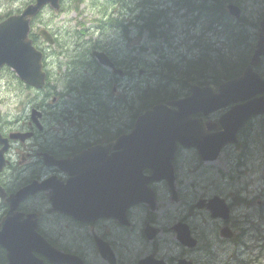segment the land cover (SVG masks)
<instances>
[{
    "label": "flooded vegetation",
    "instance_id": "obj_1",
    "mask_svg": "<svg viewBox=\"0 0 264 264\" xmlns=\"http://www.w3.org/2000/svg\"><path fill=\"white\" fill-rule=\"evenodd\" d=\"M245 12V10H242L240 18L232 21V24H230L233 28H238V31H232V43L229 46V48L234 46L239 48V52L244 54V64L240 70H206L207 83L205 86H212L215 92H217L221 84L237 79L244 74L250 65L251 58L260 38H264V34L260 32L257 24L261 15L253 21H247L245 20ZM42 13H40V16ZM113 15H115L114 11L108 14L109 17ZM119 16L124 17L122 20L125 23L128 22V16L126 17L122 13ZM35 22V20L31 22L30 35L34 36V42L41 49L47 48L46 50L44 49L46 54L49 52L53 53V48L55 50V48L60 49L63 47L60 43L56 44V39L63 35L59 29H55L53 26L43 24L42 22L37 24ZM42 27L53 36V45L48 46L45 40L39 35L38 32L43 29ZM66 36L74 37L75 39L77 37L72 33H67ZM224 36H226V33ZM87 44L86 40L79 37L76 39V45L73 49L70 50L68 48L66 55L68 65L66 70H44L46 82L45 87L42 89L36 90L22 83L19 79L16 80L15 88L13 89L15 111V114L12 115L14 118L13 122L5 121L4 115L0 113V135L7 140L6 144L8 146L7 150L3 153V159L6 161V164L0 171V221L10 214L9 200L21 188L30 185L32 182L38 183L40 181H46L45 191H39L29 196L25 201L20 202L18 206L17 204L13 205V208H16L15 210L24 214L30 213L34 215L37 230L48 244L62 253L79 258L81 264H95V253L99 260L104 261L99 256V249L102 247L111 249L118 263V258L120 259L122 255V242L118 237L123 238L126 242V258L128 264L130 258L128 247L129 236L137 225L134 213L139 209L145 211L144 217L139 220V233L141 232V237L147 244L146 248L151 249L150 251L147 250L143 257L151 258L153 260L152 264L157 263L156 261L158 260H163L166 264H179V260H186L191 264H204V259L199 258L197 252H202L205 258L210 253L212 242L208 240L205 234L200 233L198 227L191 225L186 218L179 219L175 222L167 220V225H165L164 216L157 215L160 196L162 194L167 195L169 198L171 196V189L165 180L152 181L149 184L158 203L156 209L150 211L147 204H137L128 207L127 217L130 223L127 225L120 224L113 218L96 217L91 211L92 205L88 204L87 211H85V204L82 205V215L85 219H75L71 215L54 211L52 200L62 199L67 191L69 192L66 197H71L73 200L79 196L77 189L69 185V183L78 177L86 181L95 179L98 182L104 183L103 192L105 196L102 199H107L106 193H110L111 191V188L107 186V182L111 179L110 170L117 165L116 158L119 149L117 139L120 136L128 135V118L131 119L130 115H128V96H126L125 101L120 98L117 90L118 83H116L118 80L117 75H114L110 69L100 65L96 67V69L98 68L97 70H75L73 66L69 67L72 61L71 51L79 54ZM102 52L109 56V59L114 62L113 64L116 68H119L115 59L120 53L112 45L102 47ZM122 68L128 70V63L126 62ZM4 71L6 70L0 71V79ZM88 71L91 72L90 75H87L86 72ZM96 71L102 73L100 75L101 78L99 77V73H95ZM252 71L259 79L264 80V56L260 59L258 65L252 67ZM229 72H235L234 76L230 77L228 75ZM77 80L80 82H77ZM256 81L255 78H252L248 84H252L255 88ZM66 86H71L70 91L67 92ZM82 91H86L88 99H90L89 95H95L97 99L91 101L90 104H85L81 96ZM62 100L64 106L61 107L60 102ZM247 101L249 99H238V102L208 113L207 115H203L201 112L193 114L190 119L192 121H199L202 127V131H195L193 134L205 136L214 135V133L221 130V125L218 122L220 116L227 113L233 106L245 104ZM122 103H125V105ZM24 108L27 109V113L21 115L20 112ZM34 110L38 111L39 115L35 114L32 116ZM251 111V108L246 109L244 115L248 116ZM260 117L259 114H256L246 119V125L237 131V142L235 144H228L222 149V152L231 147L237 150L239 149L240 155L237 159L252 157V159L248 160V163H253V153L246 155V152L254 142L260 140L259 125H255V122L260 121ZM34 119H37L41 128L37 126ZM14 134H18V138H12ZM190 151L194 154L197 153L195 148H188L176 142L172 165L175 172L174 187L178 202L184 197L185 193V190L182 189L179 174L180 166L183 165L182 156L185 152ZM127 155L124 156L125 160H128ZM53 160H63L66 163L60 167L53 163ZM199 160L203 164L216 161L203 162L200 158ZM242 161L237 160V165H242ZM189 171L195 173L196 169L190 168ZM151 176L150 168L146 167L140 174V180H143L144 177ZM114 179L116 180V177ZM98 190V188L93 190V196L92 194L87 195L90 201L92 197L99 198L94 194ZM212 190H209L207 185H197L195 178L191 181V191L187 192V195L194 201V204L192 203L190 208L195 215L208 214L209 216L206 207H198L197 204L199 202L206 204L213 197L224 196ZM111 192L112 197L116 198L118 194H121L115 189ZM122 195L128 197V190H125ZM241 204L244 203L241 202ZM230 205L235 210V198L230 200ZM44 216L52 221H64V228L67 230H77L81 235L78 249H73L62 244L59 241V237L56 238L54 236H60V232H57L55 228H49L48 226L47 230L50 233L47 234L44 230L45 226L42 225L44 224ZM179 222L187 224L190 228L191 234L196 240L195 247H186L176 240L173 227ZM217 223L216 233H218V243L229 242L228 239L225 240L219 236L220 228L226 226L232 228L234 233L237 230L238 235L235 238L238 239L240 235L238 222L234 223L233 220L228 222L217 220ZM147 225L157 231L152 239L146 236L145 229ZM57 227H63V222L57 224ZM166 229H169L174 237L171 241L165 240L166 236L164 235L167 232ZM174 242L180 249L177 256H165L160 253V246L171 248L174 246ZM7 262L6 249L0 246V264H7ZM44 262L46 264H52L48 260H44Z\"/></svg>",
    "mask_w": 264,
    "mask_h": 264
},
{
    "label": "water",
    "instance_id": "obj_2",
    "mask_svg": "<svg viewBox=\"0 0 264 264\" xmlns=\"http://www.w3.org/2000/svg\"><path fill=\"white\" fill-rule=\"evenodd\" d=\"M58 1L35 0V5L28 6L22 14L10 16L0 23V68L4 65L8 66L23 82L38 89L43 87L45 75L42 71V54L32 47L31 41L28 39L29 18L47 3L57 10ZM227 10L231 16L239 18L240 9L237 6L228 5ZM261 31L264 34V20L261 22ZM41 34L50 44L53 43L49 35L44 32ZM92 55L101 65L112 67L103 53L93 52ZM263 55L264 38H261L244 74L237 79L221 84L217 93L212 86L191 85L190 94L186 98L156 104L139 116L131 133L117 139L119 146L116 158L117 165L110 170L111 179L107 182L111 191L115 189L121 193L118 194L117 198L112 197L110 191V193H106L107 199H102L105 196L103 192L104 183L95 179L86 181L78 177L69 185L77 189L79 196L75 200L71 197L63 199L68 196L69 191H67L62 199L52 200L54 210L69 214L75 219H85L82 215V205L85 204V211H87L88 204L92 205L91 211L95 212L97 217L111 216L122 224L126 223V209L134 204L148 203L150 208L154 210L156 208L155 198L147 186L152 181L166 179L172 194L174 193L172 159L176 142L185 147L197 148L202 160L212 161L216 159L226 143L236 142L235 132L250 115L264 114V81L252 71V66L257 65ZM114 72L117 75H122L121 70H114ZM252 78L257 80L255 88L252 84H248ZM256 94H261V96L245 104L232 107L228 113L220 118L219 123L223 129L221 132L210 136L193 134L195 131H202L200 122L190 119L193 114L201 112L203 115H207L238 102V99H249ZM248 108H251L252 111L248 116H245L244 112ZM125 155L130 159L125 160ZM140 162L144 164L139 166ZM1 164L0 160V166ZM146 167L150 168L152 176L140 180V174ZM45 188V183L40 186L32 184L22 189L16 195L15 201H22L29 195L43 191ZM96 188L99 190L94 194L100 199L92 197L90 201L87 195L92 194L93 196V190ZM122 190L123 192L128 190V197L122 195ZM207 208L214 218L227 219L229 217L228 207L218 197L210 200ZM22 216V214L13 217L7 216L0 223V245H8L6 247L7 264H43L34 256V252L47 256L52 263L81 264L74 257L48 246L44 239L36 233L37 223L33 216L27 215L25 219H22ZM174 229L182 244L189 247L195 245V241L190 238L186 227L178 225ZM145 233L149 239L154 236L150 227H146ZM222 235L231 236L227 230H223ZM15 246L19 247L20 252L16 251L18 248H13ZM101 250L103 254H106L105 247H102ZM184 262L180 261V264H184ZM140 264H152V259L148 258ZM155 264L163 263L158 261Z\"/></svg>",
    "mask_w": 264,
    "mask_h": 264
},
{
    "label": "rangeland",
    "instance_id": "obj_3",
    "mask_svg": "<svg viewBox=\"0 0 264 264\" xmlns=\"http://www.w3.org/2000/svg\"><path fill=\"white\" fill-rule=\"evenodd\" d=\"M153 2H163L164 0H151ZM170 3L160 6V9L164 8L167 13V17L170 18V21L176 27L175 31L171 35L176 34L175 37L171 38V43L176 44L178 48L176 52L169 50L170 54L180 55L184 54L190 56L193 54L195 49H188V46L184 44L185 35L184 30L187 28V20L180 18V15H186V11H177V7L173 5V0H169ZM240 8L245 10V20L253 21L258 16L264 13V0H235ZM30 0H0V18L5 16L8 13H15L20 10L24 5L29 3ZM84 6L81 16L72 11H68L71 6V0H66L63 3V8L65 9L58 15H54L49 9L44 11V15L36 22L43 21L45 24L50 23L53 27L60 29L64 34L60 36L59 42L63 46L62 49L55 51L51 56L47 55V70H65V66L68 64L66 57L58 55L65 47L70 50L76 45V39L74 37H68L65 34L75 32L77 37H80L82 30L75 28L77 21H82L85 19L86 26L92 27L90 30L91 37H80L83 40H95L98 39L102 45H117L120 50L123 52V56L129 60H137L138 62H148L153 61L155 58L151 55L150 50L145 49L149 43V39L145 35H139L137 29L134 26L128 24V39L125 38L122 33L119 31H113L114 29H105L101 33L95 28V23L92 20L99 14L101 9H103L107 14H111L116 7L112 0H84ZM117 8L122 6L121 1L115 2ZM123 15L127 13L120 12ZM198 13H190V18L193 19V23H197L200 20L196 19ZM120 18H124L120 16ZM127 24V23H126ZM205 23H200L199 25L194 26L190 34L198 36L201 34L202 30L205 28ZM238 28H235L237 30ZM206 35L207 32L203 33ZM216 40V37L211 38L213 43ZM228 40V38H227ZM224 40H220L222 42ZM192 41H188V43ZM230 44V41L228 40ZM210 45L212 50L214 48L219 49L220 47L224 48L223 45L213 43ZM44 46V45H43ZM217 46V47H216ZM220 46V47H218ZM145 50V51H144ZM172 52V53H171ZM58 55V56H57ZM70 55H76L75 52L70 53ZM57 56V57H56ZM160 60L167 61V55L159 54ZM72 61L70 66L72 67ZM75 70H93L92 64L90 67H79L73 66ZM141 68V67H140ZM143 69V68H141ZM128 70H131V67L128 66ZM139 68L136 69L135 73L128 75L122 80L118 81L117 88L121 94L132 93L135 88L141 87L152 81L150 73H142L138 75ZM87 75H90L91 72H86ZM100 75H102L100 73ZM80 76V75H78ZM16 78L11 71L3 72V75L0 79V113L4 115L5 119L12 120V115L15 114L14 105H13V92L15 88ZM86 88V86H85ZM71 86H66L67 92L70 91ZM85 93V94H83ZM83 101L85 104H89L93 99H97L96 96L89 95L88 99L86 91L81 92ZM63 102V100L61 101ZM27 108V107H26ZM24 108L20 114L25 115L27 109ZM132 122L128 119V132L131 129ZM255 125H260V122H255ZM254 161L252 165H247L246 161L252 159V157L247 158H238L240 153L235 148H228L224 150L218 159L211 164H203L200 162L197 153L194 154L192 151L185 152L182 156L183 165L180 166L179 174L180 180L182 182V189L185 190L184 197L179 202H172L167 195H161L159 200V216L163 215L165 220L164 224L167 225V220L175 222L179 219L186 218L191 225L198 227V231L208 238L212 242L211 250L209 255L205 258L202 255V252H197L199 258L204 259V264H264V206L260 208L264 202V145L259 141L254 142L250 146ZM237 160H243L242 165H237ZM190 168L196 169L195 173L189 171ZM255 168V170H252ZM195 178L197 185H207L209 190L213 189V192L223 194L224 197H228L229 200L235 198L236 206L233 215V222H238V225L241 223V228L244 230V235L241 237V241L237 243H218L217 242V225L218 223L214 220H211L208 214H199L195 215L190 208L191 204H194V201L190 199V196L187 195V192L191 191V181ZM242 185H246L243 187ZM243 187L241 191H238V187ZM253 189L256 201H249V197H246L250 194V189ZM232 193V194H231ZM250 202L253 203L255 207H251V210L245 208V204L241 202ZM142 208V207H139ZM145 215L143 209H139L134 213V218L137 220V225L132 230L129 236V253L130 258L128 264H135V262L143 257L147 252L146 243L141 237V232L139 233L138 225L139 220L142 219ZM258 216V217H257ZM45 232L47 234L50 231L49 228L57 229V232H60L59 235H54L56 238L59 237V241L73 249H78L81 235L77 230H67L64 228V221L50 220L49 218H43ZM63 222V227H57V224ZM166 228V226H165ZM167 232L164 236L165 240L171 241L174 239L172 233L169 229H166ZM122 242L121 244V258L118 264H127L126 258V242L123 238L118 237ZM244 242V245H241V242ZM240 244V245H239ZM160 253L165 256H177L180 252V249L176 246L171 248L159 247ZM151 250V249H150ZM149 250V251H150ZM95 264H107L102 260H99L98 256L94 255Z\"/></svg>",
    "mask_w": 264,
    "mask_h": 264
},
{
    "label": "trees",
    "instance_id": "obj_4",
    "mask_svg": "<svg viewBox=\"0 0 264 264\" xmlns=\"http://www.w3.org/2000/svg\"><path fill=\"white\" fill-rule=\"evenodd\" d=\"M80 1L81 0H75V5ZM120 1L122 6L119 8L113 3L116 6L114 8L115 15L110 16L103 27L101 25V20L96 21L98 28H101L102 32L107 28L114 29L113 31H119L125 38H128V24L134 26L139 35H145L150 40V49L156 54L154 57L155 60L151 62H142V64H139L137 60H132L135 67L144 65L145 69L150 71L154 77L152 82L137 88L129 97L130 99L145 100V103H138L134 108L131 107L133 109L131 112L133 117L141 111L150 108V106L155 103L176 99L182 96L187 90V87L192 83H207L206 70H240L242 68L244 64V54L239 52L237 46L229 48L232 43V31H235V29L231 25L222 23L223 21L231 22L226 14L225 5L230 2H236L235 0H173V5L177 7V11H186L188 25L195 24L193 23V19L190 18V13L197 12L198 15L196 19L200 20L199 23L206 24L204 30L213 29L216 31L215 28L217 29L218 25V27L223 30V33H226V37L230 41V44L224 47L228 52L227 55L218 49L210 51L208 49V41H206L203 46H198L195 42H203L202 34L196 37L193 35L189 36L188 39L194 40L193 45L198 47V49H202L195 54L194 57L190 56V59L189 56L184 54L176 56L166 53L164 44L170 42L171 36H169V29L165 28V26L168 27L171 24L167 19L166 10L164 8L159 9L158 6H155L158 2H153L151 0ZM182 8L185 9L183 10ZM120 12L127 13V24L120 18ZM182 17H186V15H182ZM96 42L97 40L91 41V44L87 45L80 52L81 55L80 53L78 54L80 55V60H77L78 62L76 61L78 63L76 68L90 67V50L99 45ZM159 54L167 55L168 60H160ZM234 74L235 72L228 73L230 77L234 76ZM77 82L80 81L77 80ZM130 106L131 105L128 104V107Z\"/></svg>",
    "mask_w": 264,
    "mask_h": 264
},
{
    "label": "bare ground",
    "instance_id": "obj_5",
    "mask_svg": "<svg viewBox=\"0 0 264 264\" xmlns=\"http://www.w3.org/2000/svg\"><path fill=\"white\" fill-rule=\"evenodd\" d=\"M120 0H117V2H119ZM192 1V0H191ZM178 3V2H177ZM180 4V3H179ZM178 6V5H177ZM194 6V5H193ZM180 7V6H179ZM194 8V7H193ZM183 9V8H182ZM185 9V8H184ZM183 9V10H184ZM193 13H196V12H193ZM213 16V15H212ZM211 18V17H210ZM213 21V20H212ZM214 22V21H213ZM128 23V22H127ZM160 28V27H159ZM158 28V29H159ZM161 33V32H160ZM149 35V34H148ZM155 35H156V32H155ZM111 51V50H110ZM111 54V53H110ZM116 54H117V52H116ZM80 55H81V53H80ZM80 55H78L77 53H76V55H71V60H72V65L73 66H76L78 63V61L77 60H80L79 59V57H80ZM84 55V54H83ZM107 55V54H106ZM115 55V54H114ZM118 55V54H117ZM85 56H86V54H85ZM90 56V55H89ZM109 57V56H108ZM88 58V57H87ZM111 58V57H110ZM114 58V57H113ZM115 59V58H114ZM77 61V62H76ZM113 62V61H112ZM80 63V62H79ZM114 63V62H113ZM92 64V66H93V70H95L96 69V66L93 64V63H91ZM117 64V63H116ZM118 65V64H117ZM80 66H82V65H80ZM98 69V68H97ZM96 69V70H97ZM127 69V68H126ZM103 70V69H102ZM95 73H99V72H95ZM94 74V73H93ZM102 74V73H101ZM99 77H100V73H99ZM101 78V77H100ZM99 78V79H100ZM109 79V78H108ZM100 81H102V80H100ZM113 81V80H112ZM109 82V81H108ZM110 83V82H109ZM146 89V88H145ZM143 92H144V90H143ZM83 94H85V93H83ZM87 94V93H86ZM147 94V93H146ZM95 95H93L92 97H94ZM140 96H143V95H140ZM93 100H95V99H93ZM92 100V101H93ZM63 102H60V106L62 107V106H64L63 104H62ZM90 104V103H89ZM130 158H128V160H129ZM148 160V159H147ZM142 164H144L143 162H140L138 165L139 166H141ZM232 229V228H231ZM233 230V229H232ZM238 235V234H237ZM238 237V236H237ZM233 243V242H232ZM13 248H18L16 251H18V252H20V249H19V247L18 246H15V247H13Z\"/></svg>",
    "mask_w": 264,
    "mask_h": 264
}]
</instances>
